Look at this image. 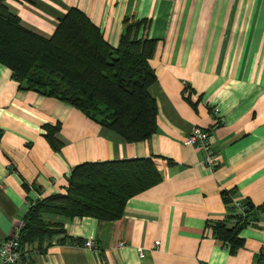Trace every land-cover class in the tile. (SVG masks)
Here are the masks:
<instances>
[{
    "label": "crops",
    "instance_id": "1",
    "mask_svg": "<svg viewBox=\"0 0 264 264\" xmlns=\"http://www.w3.org/2000/svg\"><path fill=\"white\" fill-rule=\"evenodd\" d=\"M7 5L25 28L46 39L77 9L113 48L126 21L142 23L140 38L157 42L150 61L157 80L149 94L158 106V130L150 141L130 145L65 103L21 91L0 65V245L33 205L65 192L74 168L151 159L162 182L132 199L121 220L44 216L65 234L20 264H264L258 259L264 250V0ZM57 125L59 150L47 131ZM197 128L211 134L215 170L204 164V153L184 144ZM227 194L259 210L234 254L209 228L232 215ZM88 241L94 250L84 248Z\"/></svg>",
    "mask_w": 264,
    "mask_h": 264
},
{
    "label": "trees",
    "instance_id": "2",
    "mask_svg": "<svg viewBox=\"0 0 264 264\" xmlns=\"http://www.w3.org/2000/svg\"><path fill=\"white\" fill-rule=\"evenodd\" d=\"M8 1L31 0H0V65L11 71L21 91L65 103L130 145L156 135L158 106L149 89L157 80L150 67L157 42L140 38L142 23L126 21L119 46L113 48L83 12L71 9L46 39L25 28ZM47 129L50 143L59 150L56 135L61 125ZM161 182L151 159L80 165L67 178L63 194L31 207L21 250L26 256L31 251L44 254L56 236L65 234L62 227L44 221V216L116 222L132 199ZM225 197L232 215L209 228L234 254L244 245L241 232L259 210L248 201L237 204L230 195Z\"/></svg>",
    "mask_w": 264,
    "mask_h": 264
},
{
    "label": "built area",
    "instance_id": "3",
    "mask_svg": "<svg viewBox=\"0 0 264 264\" xmlns=\"http://www.w3.org/2000/svg\"><path fill=\"white\" fill-rule=\"evenodd\" d=\"M186 93L188 94V91ZM212 114L215 120L218 119L219 111L217 109L213 110ZM210 137V132L197 128L186 138L184 144L204 153V164L208 168L215 170L219 166V159L213 150ZM24 228V223L16 226L11 237L0 245L1 264H20L27 257L21 250V235ZM155 245L159 247L160 242ZM121 247H124V245L122 244ZM84 248L94 250L95 244L88 241ZM259 256H264V250Z\"/></svg>",
    "mask_w": 264,
    "mask_h": 264
}]
</instances>
